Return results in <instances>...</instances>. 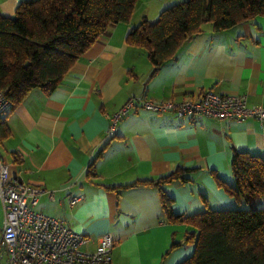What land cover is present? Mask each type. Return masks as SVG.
Here are the masks:
<instances>
[{
  "label": "crops",
  "instance_id": "obj_1",
  "mask_svg": "<svg viewBox=\"0 0 264 264\" xmlns=\"http://www.w3.org/2000/svg\"><path fill=\"white\" fill-rule=\"evenodd\" d=\"M22 1L0 0V11L14 16ZM175 2L138 0L130 21L111 25L55 90L35 88L3 116L9 135L0 131V154L11 175L44 189L36 210L89 236L88 250L111 233V264H179L195 249L187 241L195 228L169 219L159 186H122L185 169L186 181L162 184L175 215L264 207V196L246 201L219 182L234 185L235 150L264 157L259 119L179 117L137 107L111 130V116L131 97L180 101L213 90L246 94L250 105L264 106L263 15L222 31L206 23L158 70L144 48L127 43L143 18L155 21ZM70 195L80 197L76 204Z\"/></svg>",
  "mask_w": 264,
  "mask_h": 264
},
{
  "label": "trees",
  "instance_id": "obj_2",
  "mask_svg": "<svg viewBox=\"0 0 264 264\" xmlns=\"http://www.w3.org/2000/svg\"><path fill=\"white\" fill-rule=\"evenodd\" d=\"M137 1L24 0L14 16L0 11V91L11 101L8 113L35 88L55 90L75 62L111 25L130 21ZM258 15L264 16V0H176L161 11L156 21L143 18L128 33L126 41L144 48L158 70L201 33L206 23H212L215 31H222ZM3 120L2 117L0 127ZM4 126L0 131L6 137L9 129ZM92 168L93 164L89 174L93 173ZM231 169L234 185L219 181L230 193L246 201L264 196L262 155L235 150ZM184 170L122 186L140 182L159 186L169 219L195 228L187 232V241L195 245L194 253L179 264H264V207L175 215L172 198L162 184L186 181Z\"/></svg>",
  "mask_w": 264,
  "mask_h": 264
},
{
  "label": "built area",
  "instance_id": "obj_3",
  "mask_svg": "<svg viewBox=\"0 0 264 264\" xmlns=\"http://www.w3.org/2000/svg\"><path fill=\"white\" fill-rule=\"evenodd\" d=\"M143 107L155 113L174 112L179 117L209 116L244 121L249 117L264 123V106L250 105L246 94H224L205 91L200 97L154 100L131 97L112 116L111 130L131 109ZM11 108V101L0 91V120ZM41 187L30 185L11 175L10 164L0 154V198L4 220L0 230V264H111L115 238L111 233L98 237L93 250L84 246L91 238L69 228L54 216L46 215L36 206ZM54 198L53 192L49 193ZM80 197L69 196L70 205Z\"/></svg>",
  "mask_w": 264,
  "mask_h": 264
},
{
  "label": "rangeland",
  "instance_id": "obj_4",
  "mask_svg": "<svg viewBox=\"0 0 264 264\" xmlns=\"http://www.w3.org/2000/svg\"><path fill=\"white\" fill-rule=\"evenodd\" d=\"M3 220H4V207H3V203H2V201L0 199V225L3 224Z\"/></svg>",
  "mask_w": 264,
  "mask_h": 264
}]
</instances>
